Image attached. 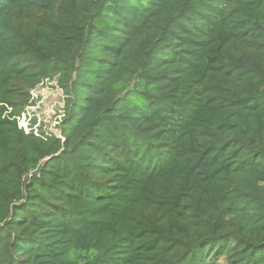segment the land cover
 <instances>
[{
	"label": "trees",
	"instance_id": "16d2710c",
	"mask_svg": "<svg viewBox=\"0 0 264 264\" xmlns=\"http://www.w3.org/2000/svg\"><path fill=\"white\" fill-rule=\"evenodd\" d=\"M0 264H264V0H0Z\"/></svg>",
	"mask_w": 264,
	"mask_h": 264
},
{
	"label": "rangeland",
	"instance_id": "374dc122",
	"mask_svg": "<svg viewBox=\"0 0 264 264\" xmlns=\"http://www.w3.org/2000/svg\"><path fill=\"white\" fill-rule=\"evenodd\" d=\"M63 105V93L56 85V79H50L48 83L42 85L37 92L34 93L27 106L31 114V118L44 126L48 130L58 133L59 118L57 114ZM57 128V129H56Z\"/></svg>",
	"mask_w": 264,
	"mask_h": 264
},
{
	"label": "built area",
	"instance_id": "2783aa9c",
	"mask_svg": "<svg viewBox=\"0 0 264 264\" xmlns=\"http://www.w3.org/2000/svg\"><path fill=\"white\" fill-rule=\"evenodd\" d=\"M49 79H45L43 80L42 82H40L38 84L37 87H35L34 89L31 90V98L33 97L34 93L37 92L38 89H40V87L46 83H48ZM31 100V99H30ZM63 105H64V101H63ZM63 105L61 106V110H59V113L57 114L58 118L60 119V117L62 116V113H63ZM26 114L22 116V120H21V125L24 126V128L26 129L27 128V125H28V117L31 118V114L29 112V108L26 107ZM26 115H28V117L26 118ZM58 123V122H57ZM34 128H38L39 127V123L35 120V124L33 126ZM44 128V126H43ZM57 129V128H56ZM45 132H48V133H52L56 136H60V132L58 131V133H55V132H52L50 130H48L47 128H44Z\"/></svg>",
	"mask_w": 264,
	"mask_h": 264
},
{
	"label": "water",
	"instance_id": "95a60500",
	"mask_svg": "<svg viewBox=\"0 0 264 264\" xmlns=\"http://www.w3.org/2000/svg\"><path fill=\"white\" fill-rule=\"evenodd\" d=\"M42 166H43V161L42 162H40L38 165H37V167L31 172V175H38L39 174V172H40V170H41V168H42Z\"/></svg>",
	"mask_w": 264,
	"mask_h": 264
}]
</instances>
